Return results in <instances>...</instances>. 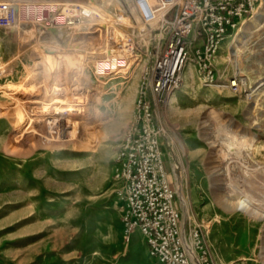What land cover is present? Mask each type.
Returning a JSON list of instances; mask_svg holds the SVG:
<instances>
[{
  "label": "rangeland",
  "instance_id": "374dc122",
  "mask_svg": "<svg viewBox=\"0 0 264 264\" xmlns=\"http://www.w3.org/2000/svg\"><path fill=\"white\" fill-rule=\"evenodd\" d=\"M72 1L107 20L137 17L132 0ZM248 20L217 51L216 81L204 84L192 61L193 75L183 84V71L156 105L185 245L199 257L190 242L198 228L212 264H264V91L258 102L250 95L264 80V22L240 50L229 42ZM93 21L0 28V264H155L139 230L124 239L114 179L152 57L143 38L137 60L97 78Z\"/></svg>",
  "mask_w": 264,
  "mask_h": 264
},
{
  "label": "built area",
  "instance_id": "2783aa9c",
  "mask_svg": "<svg viewBox=\"0 0 264 264\" xmlns=\"http://www.w3.org/2000/svg\"><path fill=\"white\" fill-rule=\"evenodd\" d=\"M132 2L137 17L117 12L114 19L107 20L89 4L78 1L0 0V28L11 29L19 22L73 28L92 19L102 45L92 63L93 74L104 80L122 73L131 58L137 60L138 50L144 52L140 40L147 41L145 52L152 62L143 72L132 124L119 145L114 170L123 236L129 242L139 230L155 264H196L186 248L182 214L174 203L176 192L165 166L163 126L156 105L181 86L189 62L199 65L204 84L216 81L219 70L214 58L222 42L257 11L262 0ZM230 86L237 90L239 85L231 80ZM192 243L200 264H212L205 256L198 228L192 231Z\"/></svg>",
  "mask_w": 264,
  "mask_h": 264
},
{
  "label": "bare ground",
  "instance_id": "6f19581e",
  "mask_svg": "<svg viewBox=\"0 0 264 264\" xmlns=\"http://www.w3.org/2000/svg\"><path fill=\"white\" fill-rule=\"evenodd\" d=\"M264 1V0H263ZM263 3V2H262ZM261 6H262V4H261ZM263 22H264V4H263V6H262V8H261V10H260V12L259 13H257L255 16H253L251 19H249L248 21H247V24H246V28H244V30L241 32V33H239V34H237V35H235V36H231L230 38H231V40L229 41V42H231L232 43V47H233V49H236V50H240L241 49V44H242V41L244 40V38H245V36H246V34H248L247 32H249V31H252V30H255V29H258V28H260L261 26H262V24H263ZM226 46V45H225ZM193 75V71H192V69L190 68V62H189V64H187V66H186V68H185V70H184V73H183V84H185V82H187L188 80V77H191ZM193 78V77H192ZM191 79V78H190ZM187 80V81H186ZM263 91H264V80L263 81H261V83L258 85V86H256V88L255 89H253V92L250 94L251 96L253 95V96H255V99L257 100V102H258V100L261 98V96H262V94H263ZM260 97V98H259ZM255 100V101H256ZM256 102V103H257ZM261 118V117H260ZM259 118V119H260ZM255 119V118H254ZM254 122H257V121H254ZM255 124V123H254ZM257 124V123H256ZM262 128V127H261ZM179 168V167H178ZM178 168L176 169V175H177V182H178V185L179 186H181V173L182 172H180V170H178ZM182 171V170H181ZM191 236H192V234H191ZM192 240L190 239V242H191ZM191 244H192V242H191ZM186 248H187V250H188V252L191 254V256H192V258L198 263V264H200V259H199V257L197 256V254L194 252V250H193V248H192V245H190V247L188 248L187 246H186Z\"/></svg>",
  "mask_w": 264,
  "mask_h": 264
}]
</instances>
